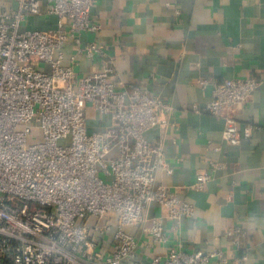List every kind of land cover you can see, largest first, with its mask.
<instances>
[{
	"label": "built area",
	"instance_id": "built-area-1",
	"mask_svg": "<svg viewBox=\"0 0 264 264\" xmlns=\"http://www.w3.org/2000/svg\"><path fill=\"white\" fill-rule=\"evenodd\" d=\"M92 2L15 0L0 10V264H141L139 229L149 246H165L166 220L177 231L195 216V206L156 175L160 168L172 172L163 142L168 128L179 127L173 106L145 86L125 84L106 46L83 40L101 28ZM35 16L56 19L47 28L28 27ZM67 44L74 54L65 62ZM78 55L98 65L81 74ZM263 82L264 76L214 82L211 99L193 108L223 117L224 140L238 144L229 109ZM87 107L97 113L93 126ZM157 126L162 132L152 141L147 132ZM251 132L250 125L243 129L244 136ZM211 166L192 186L213 178L220 166ZM153 204L166 211L151 214ZM151 263L229 260L219 247H168Z\"/></svg>",
	"mask_w": 264,
	"mask_h": 264
},
{
	"label": "crops",
	"instance_id": "crops-1",
	"mask_svg": "<svg viewBox=\"0 0 264 264\" xmlns=\"http://www.w3.org/2000/svg\"><path fill=\"white\" fill-rule=\"evenodd\" d=\"M15 5L0 0V10ZM91 14L101 28L83 40L106 46L125 84L145 86L171 102L179 127L166 130L163 147L172 172L160 168L156 175L196 209L177 231L166 220L165 246H149L148 233L139 229L141 264H152L168 247H219L229 264H264V82L229 109L237 120L238 144L224 140L223 117L193 108L211 99L214 82L264 76V0H93ZM55 19L29 17L27 26L47 28ZM73 54L67 44L65 62ZM78 59L81 74L98 65L84 55ZM201 79L209 82L202 85ZM247 125L252 132L244 136ZM161 132L154 127L147 137L154 141ZM213 162L220 166L213 178L192 186L197 172L211 171ZM165 211L156 204L150 209L151 214ZM229 227L240 234L228 236Z\"/></svg>",
	"mask_w": 264,
	"mask_h": 264
},
{
	"label": "rangeland",
	"instance_id": "rangeland-1",
	"mask_svg": "<svg viewBox=\"0 0 264 264\" xmlns=\"http://www.w3.org/2000/svg\"><path fill=\"white\" fill-rule=\"evenodd\" d=\"M96 111L95 110H93L92 108H90V107H87L86 108V116H87V118L89 119V125L90 126H93V118L96 116Z\"/></svg>",
	"mask_w": 264,
	"mask_h": 264
}]
</instances>
